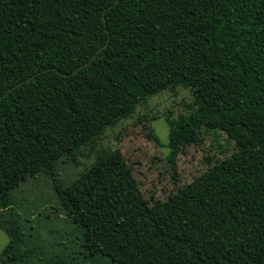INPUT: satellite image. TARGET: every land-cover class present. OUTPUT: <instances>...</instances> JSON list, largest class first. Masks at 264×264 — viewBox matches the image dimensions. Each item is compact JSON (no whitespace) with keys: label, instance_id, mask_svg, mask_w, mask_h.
I'll return each mask as SVG.
<instances>
[{"label":"trees","instance_id":"obj_1","mask_svg":"<svg viewBox=\"0 0 264 264\" xmlns=\"http://www.w3.org/2000/svg\"><path fill=\"white\" fill-rule=\"evenodd\" d=\"M173 84L192 89L195 108L169 132L172 178L202 129L226 133L231 155L163 200L144 196L118 148L59 180V161L131 113L140 94ZM41 173L89 256L264 264V0H0L4 263L35 255L12 192ZM46 259L80 264L64 253Z\"/></svg>","mask_w":264,"mask_h":264},{"label":"rangeland","instance_id":"obj_2","mask_svg":"<svg viewBox=\"0 0 264 264\" xmlns=\"http://www.w3.org/2000/svg\"><path fill=\"white\" fill-rule=\"evenodd\" d=\"M194 93L182 84L169 85L156 94H140L135 109L107 126L83 144L75 159L58 163V178L72 181L92 164L100 152L120 149L131 167L144 196L163 200L177 188L190 183L217 160L232 154L235 145L226 133L201 130V141L185 146L177 159L178 177L172 178L167 162L170 129L194 110ZM12 214L22 226L28 245L35 249L30 263L46 264V256H73L80 264H115L102 256H89L77 237L78 228L61 208L52 179L41 173L12 192ZM4 221L8 213L0 208ZM0 228V253L9 243ZM8 261V260H7ZM0 264H7L0 260Z\"/></svg>","mask_w":264,"mask_h":264},{"label":"water","instance_id":"obj_3","mask_svg":"<svg viewBox=\"0 0 264 264\" xmlns=\"http://www.w3.org/2000/svg\"><path fill=\"white\" fill-rule=\"evenodd\" d=\"M104 47H106V46H104ZM11 90H12V89H10L7 93H9Z\"/></svg>","mask_w":264,"mask_h":264}]
</instances>
